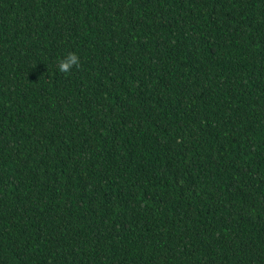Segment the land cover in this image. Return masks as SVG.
Segmentation results:
<instances>
[{"label": "trees", "instance_id": "trees-1", "mask_svg": "<svg viewBox=\"0 0 264 264\" xmlns=\"http://www.w3.org/2000/svg\"><path fill=\"white\" fill-rule=\"evenodd\" d=\"M0 264H264V0H0Z\"/></svg>", "mask_w": 264, "mask_h": 264}, {"label": "clouds", "instance_id": "clouds-1", "mask_svg": "<svg viewBox=\"0 0 264 264\" xmlns=\"http://www.w3.org/2000/svg\"><path fill=\"white\" fill-rule=\"evenodd\" d=\"M79 57L75 52H68L64 55L58 63V70L63 73H67L73 67H79Z\"/></svg>", "mask_w": 264, "mask_h": 264}]
</instances>
